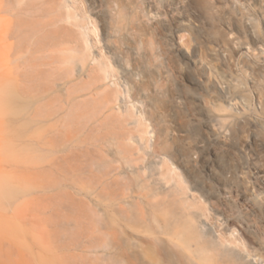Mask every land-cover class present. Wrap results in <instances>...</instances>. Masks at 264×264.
I'll return each mask as SVG.
<instances>
[{"label":"rangeland","instance_id":"374dc122","mask_svg":"<svg viewBox=\"0 0 264 264\" xmlns=\"http://www.w3.org/2000/svg\"><path fill=\"white\" fill-rule=\"evenodd\" d=\"M0 264H264V0H0Z\"/></svg>","mask_w":264,"mask_h":264},{"label":"bare ground","instance_id":"6f19581e","mask_svg":"<svg viewBox=\"0 0 264 264\" xmlns=\"http://www.w3.org/2000/svg\"><path fill=\"white\" fill-rule=\"evenodd\" d=\"M69 16L71 17H75V16H73L72 14H69ZM80 34H81V36H82V38L84 39V41H86L87 42V39H86V36H87V31H84V30H82V29H80ZM80 56V59H84V55L83 54H80L79 55ZM107 69H108V67H106Z\"/></svg>","mask_w":264,"mask_h":264}]
</instances>
